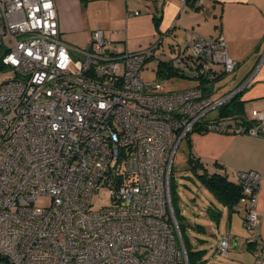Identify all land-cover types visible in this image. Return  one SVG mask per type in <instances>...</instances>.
<instances>
[{"label": "built area", "instance_id": "2783aa9c", "mask_svg": "<svg viewBox=\"0 0 264 264\" xmlns=\"http://www.w3.org/2000/svg\"><path fill=\"white\" fill-rule=\"evenodd\" d=\"M90 36L85 47L65 42L54 0H0V68L13 71L0 83V264H189L171 204L173 158L196 128L222 129L205 115L232 94L212 101L206 81L164 91L141 75L158 44L107 52L101 29ZM178 56L203 78L216 64L225 74L237 66L222 37H197ZM252 115L256 123L232 131L263 136V113ZM236 176L253 264H262L259 175ZM101 185L111 204L94 210ZM41 197L48 204L36 205ZM229 242H218L222 257Z\"/></svg>", "mask_w": 264, "mask_h": 264}, {"label": "crops", "instance_id": "0c3cea01", "mask_svg": "<svg viewBox=\"0 0 264 264\" xmlns=\"http://www.w3.org/2000/svg\"><path fill=\"white\" fill-rule=\"evenodd\" d=\"M197 1L199 7L193 9L186 5L184 0H156L154 8L158 13L159 23L155 25L166 31L169 26L176 27L180 20L187 19L188 22L192 21L193 25L196 22L198 27L205 24L209 28L208 32L202 30L209 34V38L199 37L207 40L222 37L228 56L237 62V85L215 99L210 96L212 92L209 94L207 91V95L214 101L228 96L237 89L240 101V113L235 114L240 116L237 121L252 120L256 123L252 111H260L264 115V0ZM54 2L62 39L69 45L77 47L87 44L91 31L96 28L101 29L106 38L110 40L119 38L117 40L121 41V35L126 34L129 29H117L119 22L126 21L127 26L135 23L138 18L133 19V16L140 15V10L133 8L136 5L147 6L149 3L148 0H54ZM186 8L189 11H186ZM135 11L139 13L135 14ZM152 16L156 18V13ZM124 45L126 50L127 43ZM215 66L214 68H217ZM248 78V82L244 84ZM219 81L220 79L210 82L209 89ZM226 102L213 109L218 108L220 111V106ZM219 111L214 117L206 119L220 118ZM248 111L252 117H249ZM223 122L224 120L220 131H193L186 138L189 150L205 164L209 172L215 170L226 172L229 179L236 181V172L240 171L258 173L255 233L257 239L264 242V135L235 133L232 131L236 125L234 120L226 124ZM218 207L220 214L217 221L226 217L227 230L219 241L230 236L228 249L232 248L233 256L238 259L244 258L246 256L244 251H250L245 243L247 233L243 226L245 205L240 201L233 209L219 203Z\"/></svg>", "mask_w": 264, "mask_h": 264}, {"label": "rangeland", "instance_id": "374dc122", "mask_svg": "<svg viewBox=\"0 0 264 264\" xmlns=\"http://www.w3.org/2000/svg\"><path fill=\"white\" fill-rule=\"evenodd\" d=\"M144 1V0H140ZM148 5H137L134 10H140V15L133 16V19H137L135 23L127 26L126 21L119 22V28L117 29H129L126 34L121 35V41L115 38L109 39L110 42L104 46V49H110L113 52H139L150 49L153 45L160 42L158 47L153 51V56L150 57L141 70V75L145 81H158L163 85L164 91H181L189 87H193L197 84L196 79H192L194 72L187 68L185 61L179 58V51L185 50L187 45H191L194 39L202 36L209 38V28L203 24L198 27L197 23L192 24V21L180 20L176 24V27L169 26V29L164 31L160 30L158 13L154 8L156 0H148ZM182 4H184L182 2ZM186 11H189L186 8ZM139 13V12H138ZM156 13V18H153L152 14ZM141 21V22H140ZM204 30V32L202 31ZM203 32V34H199ZM194 37V38H193ZM89 40L86 42H89ZM207 40V39H206ZM125 42L127 43V49L125 50ZM88 44V43H87ZM86 43L79 45L78 47H85ZM172 45L175 48L172 49ZM172 60L173 66L182 70L186 77L175 75L170 73L168 66L165 63H161L162 73L157 72V62L164 61L170 63ZM123 64L120 62L117 66L119 71H123ZM217 68L221 65L216 64ZM169 74V75H168ZM13 76V71L9 68H0V83ZM189 76V77H188ZM237 85V67L232 73L224 75L220 79L219 83L215 84L209 90L212 92L210 95L212 99L220 97L224 93L233 89ZM219 88V89H218ZM218 108H215L205 115V118L214 117L218 113ZM250 116V111L247 112ZM208 116V117H207ZM223 121V120H222ZM231 121V120H230ZM224 124L228 123V118L225 117ZM190 152L186 138H183L175 152L172 162V173L174 176V185L172 189L173 202L176 208V221L183 228L182 238L185 241L187 248L190 251L202 250V256L198 255L194 257L191 264H252L254 257L252 253L245 250L244 256L247 258L238 259L233 256V249H228L226 257H222L216 251L218 241L226 234V217L216 220L209 216L207 211L211 205H218L216 198L209 188L202 181V178L196 174V172L188 167L187 155ZM108 187L101 185L98 190L93 192L91 196L92 208L98 210L102 206H109L111 204ZM49 199L41 197L35 201L36 205H46ZM236 255V253H234ZM243 256V255H242Z\"/></svg>", "mask_w": 264, "mask_h": 264}, {"label": "trees", "instance_id": "16d2710c", "mask_svg": "<svg viewBox=\"0 0 264 264\" xmlns=\"http://www.w3.org/2000/svg\"><path fill=\"white\" fill-rule=\"evenodd\" d=\"M85 1H88V0H85ZM184 1H185L186 5H189L193 9H198V7H199V3L197 0H184ZM202 39L206 40L205 38H202ZM172 49L174 50L173 45H172ZM163 63H165V65L168 66L170 73L175 74V75H179L182 77H186V75L183 73L182 70L179 71L178 68L171 66L170 63H168V62L163 61ZM157 66H158L157 72L162 73L163 70L161 68V66H162L161 62L158 61ZM224 75H226V74L224 73L222 67H220V68H214L213 67L211 69V72H209L208 76L203 78V77H199V76L194 75L192 77V79H196L198 82V86L202 87L203 83L205 81L209 82V83L212 81H217V80L223 78ZM209 90H208V92H209ZM220 107L221 108L219 111V114H220L219 119L224 120L225 117H227L228 121L234 120L236 123L234 128L239 126V125H242L245 128H248L249 126L254 124V122H252V120H244L243 118L242 119L244 121H237V118L238 117L240 118V116L235 115L237 113H240V109H239L240 101H239L238 93L233 95L225 104H223ZM195 130L203 131V127L196 128ZM187 163L189 165L188 167L193 169L196 172V174L202 178V181L209 188V190L213 193L214 197L216 198V201L220 205H224L226 207H229L230 209H233V207L238 202H240V198L243 196V187H242L241 183L238 182V180L235 181V180L229 179L228 174L226 172H221L219 170L209 172L207 170L205 164H203L201 162V160H199V158L195 157L191 152L188 153ZM173 185H174V176H173V173L171 170L170 196H171L172 208H173L174 215L176 218L177 212H176V208L174 206L173 193H172ZM207 211L209 212L212 219H214L216 221L218 220V216L220 214V210H219L218 205L209 206ZM179 230H180V233H182L183 228L180 225H179ZM183 242H184V245L186 248L189 264H191L195 255L196 256L198 255V257L202 256V254H201L202 250H197L195 252L190 251L187 248L184 240H183ZM245 243L249 247V249L252 253L253 244H249L247 242V240ZM227 254H228V252H227ZM253 262H252V264H253Z\"/></svg>", "mask_w": 264, "mask_h": 264}, {"label": "flooded vegetation", "instance_id": "af4514ba", "mask_svg": "<svg viewBox=\"0 0 264 264\" xmlns=\"http://www.w3.org/2000/svg\"><path fill=\"white\" fill-rule=\"evenodd\" d=\"M235 91H236V92H235ZM236 93H237V89L234 90V91H232V92L230 93V95H231V94H232V95H231L228 99H226V101H228V100H229L233 95H235Z\"/></svg>", "mask_w": 264, "mask_h": 264}, {"label": "water", "instance_id": "95a60500", "mask_svg": "<svg viewBox=\"0 0 264 264\" xmlns=\"http://www.w3.org/2000/svg\"><path fill=\"white\" fill-rule=\"evenodd\" d=\"M106 51L109 52V49H107ZM159 62L163 63V61H159ZM170 65L173 66V62L172 61H170Z\"/></svg>", "mask_w": 264, "mask_h": 264}]
</instances>
